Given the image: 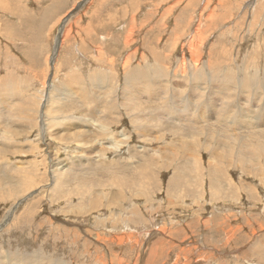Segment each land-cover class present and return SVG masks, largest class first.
Returning a JSON list of instances; mask_svg holds the SVG:
<instances>
[{
	"label": "rangeland",
	"instance_id": "374dc122",
	"mask_svg": "<svg viewBox=\"0 0 264 264\" xmlns=\"http://www.w3.org/2000/svg\"><path fill=\"white\" fill-rule=\"evenodd\" d=\"M0 98V264H264V0H0Z\"/></svg>",
	"mask_w": 264,
	"mask_h": 264
},
{
	"label": "bare ground",
	"instance_id": "6f19581e",
	"mask_svg": "<svg viewBox=\"0 0 264 264\" xmlns=\"http://www.w3.org/2000/svg\"><path fill=\"white\" fill-rule=\"evenodd\" d=\"M84 3V2H83ZM82 3V4H83ZM81 4V5H82ZM85 4V3H84ZM103 5V4H102ZM195 6V5H194ZM95 7V6H94ZM165 8V7H164ZM167 12V11H166ZM95 19V18H94ZM52 24V23H51ZM135 24V23H134ZM141 26V25H140ZM66 27V26H65ZM63 29V28H62ZM83 32V31H82ZM62 33V32H61ZM60 37V34H59V36H58V38ZM58 38H57V41H58ZM125 38V37H124ZM78 39V38H77ZM62 41V40H61ZM59 46H60V40L58 41V42H55V45H54V50L57 52L58 51V49H59ZM80 53V52H79ZM114 59V58H113ZM108 60V59H107ZM53 61H54V59H53ZM53 63V62H52ZM127 67V66H126ZM57 74V73H56ZM97 75H100V74H98L97 73ZM96 75V76H97ZM128 76V75H127ZM103 79V78H102ZM130 79V78H129ZM98 80V79H97ZM7 82V81H6ZM103 82V81H102ZM127 82V81H126ZM92 84V83H91ZM122 84V83H121ZM63 85V84H62ZM68 88V87H67ZM78 88H79V86H78ZM233 88V87H232ZM40 89V88H39ZM129 89V88H128ZM20 90V89H19ZM86 90V89H85ZM125 90H127V89H125ZM94 91V90H93ZM93 91H91V92H93ZM124 91V90H123ZM131 91V90H130ZM45 92V91H44ZM128 93H130L129 92V90L127 91ZM35 93V92H34ZM39 93V92H38ZM73 93H75L74 91H73ZM80 93V92H79ZM124 93V92H123ZM126 93V92H125ZM19 94V93H18ZM35 95V94H34ZM41 95V94H40ZM65 95V94H64ZM71 95V94H70ZM77 95V94H76ZM75 94H74V96H76ZM43 96V95H42ZM112 96V95H111ZM117 96V95H116ZM125 96V95H124ZM128 96H129V94H128ZM35 97H36V95H35ZM18 98V97H17ZM40 98H42V97H40ZM47 98V97H46ZM1 99V98H0ZM59 99V98H58ZM71 99V98H70ZM2 100V99H1ZM6 100H7V98H5L3 101H0L1 103L3 102H6ZM9 100V99H8ZM23 100H26V99H23ZM39 100H41V99H39ZM50 100H52V99H50ZM129 100V99H128ZM133 100V99H132ZM17 101V100H16ZM26 101H28V100H26ZM47 101V100H46ZM76 101V100H75ZM11 102V101H10ZM23 102H25V101H23ZM30 102V101H29ZM78 102V101H77ZM80 102V101H79ZM129 102V101H128ZM0 103V104H1ZM27 103V102H26ZM36 103V102H35ZM20 104V103H19ZM30 104V103H29ZM53 104V103H52ZM52 104H51V106H52ZM33 105H35V104H31V106H33ZM38 104H36V107H39L40 106V103H39V106H37ZM135 105V104H134ZM2 106H4V105H2ZM14 106V105H13ZM21 105H19V107H20ZM29 106V105H28ZM49 106H50V104H49ZM49 106H48V109L50 110V108H49ZM97 106V105H96ZM104 106H105V104H104ZM11 107V106H10ZM18 107V106H17ZM22 107V106H21ZM20 107V108H21ZM27 107V106H26ZM42 107V106H41ZM13 108V107H12ZM14 108H15V106H14ZM28 108V107H27ZM29 108H31V107H29ZM35 108V107H34ZM53 109H54V107H52ZM16 109V108H15ZM38 109V108H37ZM46 109V108H45ZM91 109V108H90ZM103 109H104V107H103ZM2 110H3V108H2ZM21 110V109H20ZM33 110V109H32ZM35 110V109H34ZM48 110V111H49ZM95 110V109H94ZM109 110V109H108ZM19 111V110H18ZM27 111V110H26ZM39 111H41V110H39ZM46 111V110H45ZM52 111H54V110H52ZM88 111H90V110H88ZM101 111H102V109H101ZM106 111V110H105ZM130 111V110H129ZM2 112H5V111H2ZM11 112V111H10ZM15 112V111H14ZM16 112H17V110H16ZM16 112L13 114V115H15L16 114ZM21 112V111H20ZM28 112V111H27ZM35 112V111H34ZM38 112V111H37ZM13 113V112H12ZM22 113V112H21ZM46 113H47V111H46ZM49 114H50V111L48 112ZM56 113V112H55ZM111 113H112V111H111ZM116 113H117V111H116ZM1 114V113H0ZM22 114H24V113H22ZM30 114V113H29ZM41 114V113H40ZM44 114V113H43ZM54 114V113H53ZM95 114V113H94ZM101 114V113H100ZM105 114V113H104ZM103 114V115H104ZM6 115H7V113H6ZM8 115H10V113L8 114ZM31 115H32V112H31ZM48 115V114H47ZM50 115H52V114H50ZM116 115V114H115ZM16 116V115H15ZM18 116V115H17ZM33 116V115H32ZM44 116L46 117V114H44ZM43 116V117H44ZM91 116V115H90ZM4 117V116H3ZM7 117V116H6ZM5 117V118H6ZM13 117V116H12ZM54 117V116H53ZM53 117H51V118H53ZM64 117V116H63ZM106 117H109V116H106ZM105 117V118H106ZM25 118V117H24ZM32 118V117H31ZM41 118V117H40ZM55 119L57 118L56 116L54 117ZM59 118V117H58ZM94 118V117H93ZM37 119V118H36ZM92 119V118H91ZM8 120H10V119H8ZM33 120V119H32ZM38 120V119H37ZM36 120V121H37ZM46 120V119H45ZM45 120H43V119H41V124L43 123V128H45V125H47V124H45ZM57 120V119H56ZM55 121V120H54ZM84 121V120H83ZM92 121V120H91ZM90 121V122H91ZM179 121V120H178ZM23 122V121H22ZM29 122V121H28ZM88 122V121H87ZM95 122V120H93V123ZM98 122V121H97ZM105 122H107V121H105ZM101 123V122H100ZM166 123L168 124V126L167 127H169V125L171 124V123H169V121H166ZM174 123V122H173ZM40 124V123H39ZM64 124H66V123H64ZM63 124V125H64ZM87 124V123H86ZM22 125V124H21ZM49 125V124H48ZM62 125V124H61ZM88 125V124H87ZM182 126H179V128H184V129H186V127H191V128H193L194 126L193 125H191V126H189V124L188 123H183V124H181ZM4 126H6V125H4ZM27 126V125H26ZM50 126H51V123H50ZM50 126H47V128L48 127H50ZM93 126V125H92ZM148 126V125H147ZM171 126H173L172 124H171ZM170 126V127H171ZM22 127V126H21ZM55 127V126H54ZM146 127V126H145ZM8 128V127H7ZM10 128V127H9ZM9 128H8V131L9 132H15V130L13 129V130H9ZM172 128V127H171ZM175 128H177V127H175ZM17 129V128H16ZM213 129V128H212ZM43 130H45V129H43ZM148 130V129H147ZM43 132V131H42ZM148 132V131H147ZM47 133V132H46ZM264 133V132H263ZM106 135V134H105ZM102 136V135H101ZM148 136V135H147ZM9 137V136H8ZM43 138V137H42ZM7 139H10V137L9 138H7ZM12 140H13V137L11 138ZM126 139V138H125ZM6 140V139H5ZM14 141V140H13ZM111 141V140H110ZM15 142V141H14ZM3 143V142H2ZM122 144V143H121ZM6 145V144H5ZM8 148V147H7ZM106 148V147H105ZM104 149V148H103ZM8 150V149H7ZM100 150V149H99ZM0 151H3V149H0ZM3 152H5V151H3ZM100 162V161H99ZM3 164V163H2ZM10 168V167H9ZM214 179H215V177H213ZM213 179V180H214ZM216 182H218V181H216ZM33 191H31V192H29L28 194H31ZM115 208V207H114ZM11 218V217H10ZM6 222V221H5ZM1 227L3 228V224H1ZM0 227V228H1ZM6 227V226H5ZM62 227V226H61ZM89 229V228H88ZM2 230V229H1ZM19 262H17V261H15V264H18Z\"/></svg>",
	"mask_w": 264,
	"mask_h": 264
}]
</instances>
